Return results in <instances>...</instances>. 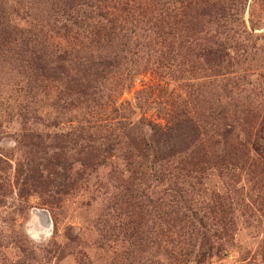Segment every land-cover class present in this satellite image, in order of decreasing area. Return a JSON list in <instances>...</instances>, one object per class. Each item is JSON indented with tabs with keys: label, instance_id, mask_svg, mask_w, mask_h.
Masks as SVG:
<instances>
[{
	"label": "rangeland",
	"instance_id": "1",
	"mask_svg": "<svg viewBox=\"0 0 264 264\" xmlns=\"http://www.w3.org/2000/svg\"><path fill=\"white\" fill-rule=\"evenodd\" d=\"M0 264H264V0H0Z\"/></svg>",
	"mask_w": 264,
	"mask_h": 264
},
{
	"label": "trees",
	"instance_id": "2",
	"mask_svg": "<svg viewBox=\"0 0 264 264\" xmlns=\"http://www.w3.org/2000/svg\"><path fill=\"white\" fill-rule=\"evenodd\" d=\"M215 52H217V51H215ZM224 55L226 56L227 54L225 53Z\"/></svg>",
	"mask_w": 264,
	"mask_h": 264
}]
</instances>
